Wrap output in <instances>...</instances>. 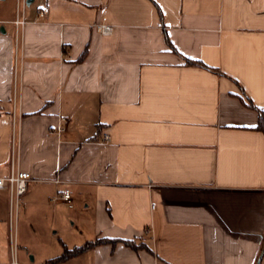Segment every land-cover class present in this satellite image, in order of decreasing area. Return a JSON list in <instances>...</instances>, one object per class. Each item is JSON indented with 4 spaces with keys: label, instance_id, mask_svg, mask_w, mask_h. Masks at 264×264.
<instances>
[{
    "label": "crops",
    "instance_id": "1",
    "mask_svg": "<svg viewBox=\"0 0 264 264\" xmlns=\"http://www.w3.org/2000/svg\"><path fill=\"white\" fill-rule=\"evenodd\" d=\"M249 102L264 114V0H26L0 17V177L30 176L17 224L71 211L80 236L17 260L103 240L59 264H257L264 132ZM64 190L72 208L51 201Z\"/></svg>",
    "mask_w": 264,
    "mask_h": 264
},
{
    "label": "rangeland",
    "instance_id": "2",
    "mask_svg": "<svg viewBox=\"0 0 264 264\" xmlns=\"http://www.w3.org/2000/svg\"><path fill=\"white\" fill-rule=\"evenodd\" d=\"M26 7V5H25ZM22 3L20 0H0V17L10 18L15 12H21ZM10 196H8V201ZM71 214V211L68 213ZM66 214L63 218H46L33 217L24 218L17 224V211L14 203L11 204V223L6 224L7 247L16 249L18 256L20 247L23 245L30 251V256H36L38 259L55 253L60 248V240H66L73 243L75 239H79L78 222L75 223L73 215L70 217ZM55 232V233H53ZM23 243V244H22ZM29 260V255L27 257ZM17 260V258H16ZM22 264L20 260H17Z\"/></svg>",
    "mask_w": 264,
    "mask_h": 264
},
{
    "label": "built area",
    "instance_id": "3",
    "mask_svg": "<svg viewBox=\"0 0 264 264\" xmlns=\"http://www.w3.org/2000/svg\"><path fill=\"white\" fill-rule=\"evenodd\" d=\"M22 3V10H21V15L22 12L25 8L26 5V0H21ZM39 16L43 17L44 13L39 12ZM15 25L23 26L25 23L24 21L17 20L14 21ZM97 31L102 34V35H110L112 33V27L109 25H98L96 27ZM67 124V119L66 118H61L59 126L56 128L53 134H60L65 131V126ZM109 140V136H104V141L107 142ZM30 180V176L28 173L25 172H16L15 174H12L8 177H0V189H8L9 194L11 196V204L14 203L15 208L18 207V203L20 198L26 193L27 191V183ZM61 201L63 204H66L69 208H72V199H71V194L69 190H64L60 196L57 198H53L51 201ZM12 254H13V248L11 247ZM10 264H19L18 261L16 260V249L14 248V257L11 259Z\"/></svg>",
    "mask_w": 264,
    "mask_h": 264
},
{
    "label": "trees",
    "instance_id": "4",
    "mask_svg": "<svg viewBox=\"0 0 264 264\" xmlns=\"http://www.w3.org/2000/svg\"><path fill=\"white\" fill-rule=\"evenodd\" d=\"M186 64L187 65H195V66L204 67L202 64L197 63V62L187 61ZM248 106L250 108H252V109L257 111V113L259 115V126H258V128L261 131L264 132V114L260 110L256 109L250 102L248 103ZM102 242H104V241L103 240H96V241H93V242H87V243L83 244L82 246L74 247V248H72L70 250H66L65 249L61 256L49 260L47 264H59V263H62L65 260H67V259H69L71 257L77 256V255H79V254L91 249L92 247H94L96 245H99ZM126 244L128 246H130V247H134V245H132L131 243H126Z\"/></svg>",
    "mask_w": 264,
    "mask_h": 264
},
{
    "label": "water",
    "instance_id": "5",
    "mask_svg": "<svg viewBox=\"0 0 264 264\" xmlns=\"http://www.w3.org/2000/svg\"><path fill=\"white\" fill-rule=\"evenodd\" d=\"M27 2H28V0H27ZM263 252H264V246H263V249L261 251V254H260L259 258H258L257 264H259L260 259H261L262 255H263Z\"/></svg>",
    "mask_w": 264,
    "mask_h": 264
}]
</instances>
